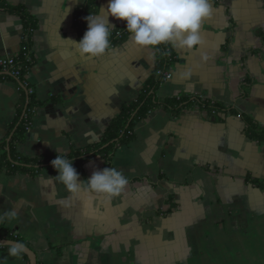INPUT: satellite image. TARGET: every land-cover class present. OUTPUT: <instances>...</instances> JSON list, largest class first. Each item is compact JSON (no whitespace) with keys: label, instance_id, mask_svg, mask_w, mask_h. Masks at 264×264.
Here are the masks:
<instances>
[{"label":"crops","instance_id":"crops-1","mask_svg":"<svg viewBox=\"0 0 264 264\" xmlns=\"http://www.w3.org/2000/svg\"><path fill=\"white\" fill-rule=\"evenodd\" d=\"M84 3L3 0L0 57L24 47L23 21L8 8L36 25L25 75L35 114L16 144L22 158L56 156L49 145L68 155L99 142L156 68L157 49L133 47L128 33L110 41L103 57L81 59L68 40L81 38L74 20ZM210 3L202 45L171 46L172 77L155 91L157 102L183 97V105H157L109 160L83 159L81 180L105 167L127 177L119 196L73 198L58 182L44 183L55 171L0 169V214L16 213L0 227L35 253L36 264H264V139L246 130L248 120L264 131V0ZM97 4L106 9L108 0ZM27 96L17 79L0 73V141L11 139ZM208 101L226 113L209 112ZM9 252L0 246V264H27Z\"/></svg>","mask_w":264,"mask_h":264},{"label":"clouds","instance_id":"clouds-1","mask_svg":"<svg viewBox=\"0 0 264 264\" xmlns=\"http://www.w3.org/2000/svg\"><path fill=\"white\" fill-rule=\"evenodd\" d=\"M213 13L210 0H108L107 8H99L95 14L84 17L86 31L79 40H71L81 59L96 60L111 48L110 35L114 26L109 17L125 22L133 47L153 50L161 45L194 49L201 46L202 23ZM67 14V11H66ZM56 156L50 166L57 173L48 176L46 185L58 182L70 197L101 198L110 202L119 196L128 185L127 177L115 167L94 170L86 180L73 166L62 147L53 148ZM15 212L0 214V223L15 218ZM23 245H13L9 254L19 255Z\"/></svg>","mask_w":264,"mask_h":264},{"label":"trees","instance_id":"trees-1","mask_svg":"<svg viewBox=\"0 0 264 264\" xmlns=\"http://www.w3.org/2000/svg\"><path fill=\"white\" fill-rule=\"evenodd\" d=\"M3 5V0H0V8H2ZM97 10V0H85L84 5L76 12V18L82 22L80 24L81 37L84 34V17H86L88 14L97 13ZM8 11L18 14L21 17L25 33L24 47L28 48V46L30 45L32 32L36 28L35 22L22 9L8 8ZM126 34L127 32L125 28H116L112 30L110 35L111 43L121 42L125 38ZM168 47L169 45L165 44L157 48L159 54L158 61L156 63V68L150 77V80L142 87L135 103L129 107H123L121 109L119 115L111 122L110 126L106 130L103 138L99 142L91 146H88L81 150L79 149L72 151L67 155L68 159H74L73 166L76 168L77 172L79 171L83 159L86 155H104L109 160L110 156L114 154L118 146L128 144L133 139L134 125L144 120L146 116L157 105L164 102L169 108L178 109L186 101V98L175 97L162 102H157L155 98V91L161 84L160 80L155 77V71L156 69L166 70L171 66L173 62L171 59L173 57V52H167L169 51ZM22 102L23 103L18 111L16 122L13 126L16 128L11 139L9 141H0V169L5 168L10 173H22L30 176H34L40 173V171L42 170L54 171L50 166V161L53 160L55 156L27 159L20 157L16 151V144L24 139L25 134L35 114L34 94L25 97ZM204 105L209 110V112H216L215 114L226 113L225 110H222V108L215 103L212 104L208 101L205 102ZM229 112L232 113L233 111L230 110ZM246 125V130L251 136L264 139V131H259L256 125L248 120H246ZM105 145L107 146L104 147ZM0 239L13 240L23 244L20 239L15 238L4 227H0ZM5 248L10 249L11 247ZM20 255H22V257L28 264L27 257L23 253H20Z\"/></svg>","mask_w":264,"mask_h":264},{"label":"built area","instance_id":"built-area-1","mask_svg":"<svg viewBox=\"0 0 264 264\" xmlns=\"http://www.w3.org/2000/svg\"><path fill=\"white\" fill-rule=\"evenodd\" d=\"M75 23L81 24L82 22L75 17ZM32 64L30 52L26 47H23L18 54L7 55L0 57V73L9 75L17 79L21 87L25 90L26 95L34 94V90L28 84L25 75ZM155 77L162 83L168 81L172 77L171 68L166 70L156 69Z\"/></svg>","mask_w":264,"mask_h":264},{"label":"water","instance_id":"water-1","mask_svg":"<svg viewBox=\"0 0 264 264\" xmlns=\"http://www.w3.org/2000/svg\"><path fill=\"white\" fill-rule=\"evenodd\" d=\"M107 145H105L104 147H106ZM17 244L22 245L17 241L0 239L1 247H12L13 245ZM21 253H23L27 257L28 264H36V255L30 248L23 245V250Z\"/></svg>","mask_w":264,"mask_h":264},{"label":"flooded vegetation","instance_id":"flooded-vegetation-1","mask_svg":"<svg viewBox=\"0 0 264 264\" xmlns=\"http://www.w3.org/2000/svg\"><path fill=\"white\" fill-rule=\"evenodd\" d=\"M169 51H167V52H169V53H172L173 51H172V48H171V45H169ZM157 54H158V51H157ZM173 54V53H172ZM159 55V54H158ZM172 59V61H174L175 60V56L173 55V57L171 58Z\"/></svg>","mask_w":264,"mask_h":264}]
</instances>
